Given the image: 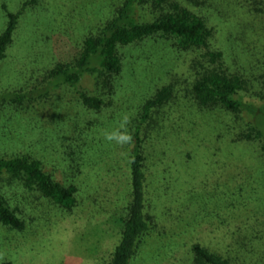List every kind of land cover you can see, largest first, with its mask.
<instances>
[{"label": "rangeland", "instance_id": "374dc122", "mask_svg": "<svg viewBox=\"0 0 264 264\" xmlns=\"http://www.w3.org/2000/svg\"><path fill=\"white\" fill-rule=\"evenodd\" d=\"M23 1L0 0V32L6 23L2 5L17 11ZM43 1V7L23 15L15 45L0 64V86L20 67L72 60L83 36L104 22L120 2ZM260 21L262 29L264 15ZM172 42L154 39L124 49L113 105L101 112L85 109L73 89L64 87L52 100L0 115V155L32 154L57 180L81 189V205L73 213L40 200L22 207L28 215L25 232L9 231L0 223V264L110 260L121 232L122 197L129 199L125 184L132 146L123 138L131 134L140 106L177 71L183 55ZM82 85L95 93L91 79ZM166 112L147 152L151 187L162 193L152 196L159 225L144 237L133 264H189L195 242L228 253L234 239L264 216V163L242 156L230 143L250 116L201 114L184 106ZM78 148L79 166L71 162V153Z\"/></svg>", "mask_w": 264, "mask_h": 264}, {"label": "trees", "instance_id": "16d2710c", "mask_svg": "<svg viewBox=\"0 0 264 264\" xmlns=\"http://www.w3.org/2000/svg\"><path fill=\"white\" fill-rule=\"evenodd\" d=\"M43 4V0H25L17 11L2 5L6 23L0 32V64L15 45L23 15ZM263 15L264 0H120L104 22L83 36L72 60L54 59L32 69L22 61L26 69L20 67L3 81L0 115L8 109L16 111L52 100L64 87L73 89L85 109L101 112L113 105L124 49L160 39L173 41V47L183 55L177 71L173 70L140 106L133 120L125 184L129 199L122 197L121 232L110 260L104 263L133 264L144 237L159 225L152 196L162 193L151 187L147 152L148 144L163 127L167 110L184 106L201 114L220 111L240 119L249 115L246 126L230 143L242 156L248 154L264 163ZM87 79L93 81L95 93L83 89ZM80 151L73 149L72 163H77ZM115 185L111 183V187ZM80 197L78 185L57 180L32 154L18 151L0 155V223L9 231L27 230L24 205L44 200L61 212L73 213L81 205ZM245 230L234 239L228 253L193 243L187 262L264 264V216Z\"/></svg>", "mask_w": 264, "mask_h": 264}, {"label": "clouds", "instance_id": "9594fccd", "mask_svg": "<svg viewBox=\"0 0 264 264\" xmlns=\"http://www.w3.org/2000/svg\"><path fill=\"white\" fill-rule=\"evenodd\" d=\"M123 139H130V137H124Z\"/></svg>", "mask_w": 264, "mask_h": 264}]
</instances>
